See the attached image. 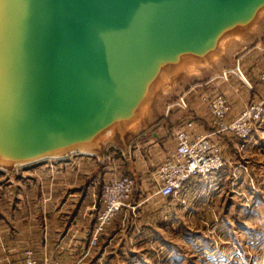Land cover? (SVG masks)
<instances>
[{
  "label": "water",
  "instance_id": "obj_1",
  "mask_svg": "<svg viewBox=\"0 0 264 264\" xmlns=\"http://www.w3.org/2000/svg\"><path fill=\"white\" fill-rule=\"evenodd\" d=\"M262 32L264 0H0V170L128 154L166 86Z\"/></svg>",
  "mask_w": 264,
  "mask_h": 264
},
{
  "label": "crops",
  "instance_id": "obj_2",
  "mask_svg": "<svg viewBox=\"0 0 264 264\" xmlns=\"http://www.w3.org/2000/svg\"><path fill=\"white\" fill-rule=\"evenodd\" d=\"M256 40L257 38L248 42L253 43ZM258 53H260L258 50L249 48L241 49L235 54V61L240 72L242 71L241 74L245 71L251 76L255 75L258 67L252 68V63L258 57ZM229 67L222 65L219 70L197 76L183 84L175 99L186 92L188 108L176 107L172 104L174 99L167 105L162 121L140 131L131 141L129 153L125 156L118 154L116 147L109 144L103 158L98 155L73 154L63 159L46 160L47 162L44 161L46 163L41 165L34 164L28 167L25 174H20L18 171L16 173L2 171L0 173L2 176L0 178V248L7 250L18 248L21 242L26 244L25 248L59 250L63 257L57 261L60 264H148L143 235L148 233L155 235L157 231L156 228L144 225V215L141 213L147 207L144 205L147 202L153 204L152 208L161 207L163 197L157 194L133 195L131 202H137L135 209L138 211L130 208L119 211L100 236L97 244L90 245L95 216L101 207L102 182L115 172L119 164L123 165L120 171L124 168L126 172L122 171L123 173L134 175L131 170L132 164L137 168L138 164L146 161L147 157L142 156V151L146 148L154 150L155 154L152 155L151 160H156L159 164L176 145L175 130L173 129L169 134L165 129L169 122L185 120L184 125H187L193 120V124L197 127L195 132L208 131L209 113L201 101V96L218 91L225 92L223 90L229 87L230 79L237 75L229 73L227 78L222 77L221 73ZM235 114V109L231 108L230 115L234 117ZM218 136L219 134L214 135L213 140L222 142ZM138 152L141 153L139 158L133 160L131 164V158ZM210 180L209 182L201 177H192L187 181L186 187L190 189L202 183H207L211 187L217 185L221 179L213 177ZM170 197L175 198L176 195L165 198ZM189 198V195H185L180 200L185 201ZM209 198L212 200L215 196H207L205 200ZM249 200L250 210L243 209L238 214L249 220L250 224L241 221L236 230L242 236L249 237L247 240H241L240 246H244L245 249L250 248L252 251L253 237L258 234L257 226L253 227L252 224L253 221L257 222L258 212L253 210L252 205L253 202L255 204L258 202V195H251ZM133 212H136L134 214L136 218L139 217L138 221L133 218L136 222L134 221L132 225L130 220ZM171 247L175 250V247ZM250 254L247 263L250 261V264H253V253Z\"/></svg>",
  "mask_w": 264,
  "mask_h": 264
},
{
  "label": "rangeland",
  "instance_id": "obj_3",
  "mask_svg": "<svg viewBox=\"0 0 264 264\" xmlns=\"http://www.w3.org/2000/svg\"><path fill=\"white\" fill-rule=\"evenodd\" d=\"M249 43L251 44L248 45ZM262 43H264V32L260 33L255 42L238 44L233 48L232 59L234 61L235 54L241 49L253 48L260 52L252 63V68L258 67L254 76L243 71L241 76L236 75L233 76L232 80L230 79L229 84L231 86H227L223 90L224 93L218 91L228 98L231 108L235 109V116L252 104L262 103V108H264V78H262L264 49L260 48ZM235 62L237 65V61ZM222 65L229 66L227 63H219L216 70H219ZM209 72L193 73L182 79L173 88L170 85L166 86L161 91L157 103V109L161 116L152 111L150 113L152 125L162 121V115L167 105L176 98L178 90L183 84ZM230 117L233 118L231 115ZM177 121L169 122L165 127L169 134L172 133L173 129L176 131L185 128L192 132L197 129L195 124L187 127L186 124L184 125L185 120L184 122L182 120L181 122ZM211 130L210 125V129L206 132ZM218 139L222 142L215 141V143L223 165L216 173L200 177L209 182L211 181L210 178H220L219 183L211 187L207 183H202L190 189L185 186L175 193V198H165L157 192L154 177L159 164L158 161L151 160L152 155L155 154L154 150L146 148L142 151V156L148 159L145 158L144 163L138 164V169L134 168L132 163L133 160L139 158L141 153L138 152L131 158V170L135 173L133 176L136 179L133 195L157 194L163 197L160 203L161 207L152 208L153 204L147 202L144 204L147 207L141 213L144 215V225L149 228H156L157 231L155 235L152 233L143 235L148 264H246L251 255L250 252L253 253V264H264V113L254 123L249 136L241 137L229 132L219 134ZM114 147L119 148L116 145ZM41 163H37V165H41ZM33 165L18 168L13 173L18 171L20 174H25L29 169L28 167ZM121 166L123 165L119 164L116 167L117 172H126L124 168L123 172L120 171ZM185 195L190 196L189 200L181 201L180 199ZM251 195H258V202L256 204L253 202L252 205L253 210L258 212L257 222H252L253 227L257 226L258 228V234L253 237L252 251L250 248L245 249L244 246H240L241 240H247L249 237L242 236L236 230L241 221L250 224L249 220L239 216V212L243 209L250 210L249 199ZM207 196H215V198L205 200ZM132 204L134 211H138L135 209L137 202ZM135 213H131L132 225L135 221L133 218L138 221L139 216L136 218ZM25 245L20 242L18 248L13 247L8 250L1 247L0 264H23L28 251L36 259L58 261L63 258L59 250L39 247L30 249L25 248ZM171 246L175 247V250H172ZM247 264H250V261Z\"/></svg>",
  "mask_w": 264,
  "mask_h": 264
},
{
  "label": "built area",
  "instance_id": "obj_4",
  "mask_svg": "<svg viewBox=\"0 0 264 264\" xmlns=\"http://www.w3.org/2000/svg\"><path fill=\"white\" fill-rule=\"evenodd\" d=\"M260 48L264 49V43ZM229 73L240 76V69L229 68L221 73L227 78ZM264 78V72H262ZM183 92L173 101V105L180 109H187L188 103ZM201 101L209 113L211 131L205 133L192 132L185 128L175 131L176 145L159 163L154 181L157 192L165 197L174 195L186 186L192 177L209 176L220 170L223 162L219 150L213 140L214 135L233 133L241 137L251 134L254 123L264 113L262 103H256L244 108L238 115L231 118V104L228 98L221 92L205 94ZM193 120L187 123L191 127ZM118 154L125 156L121 148H116ZM136 187V179L133 175L114 173L107 176L101 185V207L95 216V224L90 238V245H95L104 233L114 216L124 208H134L131 198ZM23 264H60L49 259H36L31 253L26 252Z\"/></svg>",
  "mask_w": 264,
  "mask_h": 264
},
{
  "label": "bare ground",
  "instance_id": "obj_5",
  "mask_svg": "<svg viewBox=\"0 0 264 264\" xmlns=\"http://www.w3.org/2000/svg\"><path fill=\"white\" fill-rule=\"evenodd\" d=\"M242 72V71H241ZM241 72L239 73L240 74V76H241ZM242 78H244V76H242Z\"/></svg>",
  "mask_w": 264,
  "mask_h": 264
}]
</instances>
